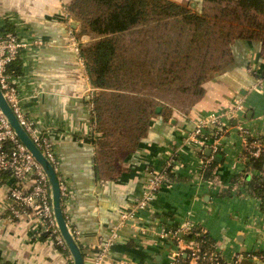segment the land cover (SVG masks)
Wrapping results in <instances>:
<instances>
[{"label":"crops","instance_id":"0c3cea01","mask_svg":"<svg viewBox=\"0 0 264 264\" xmlns=\"http://www.w3.org/2000/svg\"><path fill=\"white\" fill-rule=\"evenodd\" d=\"M71 1L0 0V24L29 44L22 52L20 81L27 96L25 107L38 126L49 132L59 158V177L69 189L64 199L67 221L80 233L87 262L110 236L122 212L143 195L151 178L147 170H162L174 159L176 165L166 167L168 178L155 192L151 207L137 212L119 229L105 264H181L178 252L185 249L186 256L199 243L188 240L186 233L179 232L174 238L161 232L186 223L212 240L209 256L189 258L191 264L203 259L212 264L216 256L232 262L238 255L239 264H264L263 259L247 256L264 255V203L248 187L256 170L242 158L243 139L236 120L223 139L224 152L216 153L222 160L216 161L214 176L208 173L205 177L204 158L197 149L183 145L197 115L217 112L237 98L245 100L247 125H264V46L255 40L235 41L234 62L209 81L196 108L189 115L176 113L168 122L154 121L144 144L122 159V173L115 179L100 178L94 162V138L89 137L94 127L91 98L95 88L68 43L69 26L74 24L77 33L81 29V21L65 11ZM80 38L89 44L99 37L88 32ZM259 79L263 86L254 88ZM210 155L211 150L210 154L205 151V157ZM9 182L0 192L2 210H7ZM38 222L34 213L0 218V264H73L68 249L35 241L33 227Z\"/></svg>","mask_w":264,"mask_h":264},{"label":"trees","instance_id":"16d2710c","mask_svg":"<svg viewBox=\"0 0 264 264\" xmlns=\"http://www.w3.org/2000/svg\"><path fill=\"white\" fill-rule=\"evenodd\" d=\"M65 8L81 21L79 37H99L82 42L81 53L95 88L89 137L100 178L122 173V159L144 144L154 121L196 108L209 81L234 62L235 41L264 46V0H72ZM21 65L15 61L11 72L20 73ZM216 165L206 164L205 177L215 175ZM247 166L256 170L248 187L264 199V150ZM186 236L199 243L202 258L209 256L208 235L193 227ZM185 253L181 264H191Z\"/></svg>","mask_w":264,"mask_h":264},{"label":"built area","instance_id":"2783aa9c","mask_svg":"<svg viewBox=\"0 0 264 264\" xmlns=\"http://www.w3.org/2000/svg\"><path fill=\"white\" fill-rule=\"evenodd\" d=\"M82 42L78 36L76 26L74 24L69 26L68 43L75 49L79 55L80 64L86 70V62L81 53ZM28 46L29 44L21 38L19 33L0 24V87L22 126L58 171L59 158L50 140L49 132L38 126L36 120L27 112L25 107L27 96L23 94L20 81L23 77L22 52ZM17 60H21L22 71L20 73L11 72L10 66ZM254 70L252 67L249 68L251 72H254ZM257 82L254 88L263 86L261 79ZM245 112V100L237 98L217 112L200 113L194 120L193 128L184 135L183 145L197 149L204 158L202 165L206 166L207 163L214 160L216 153L224 152L223 139L231 129V122L236 120L238 132L243 139V160L259 157L264 150V125L259 128H251L244 121ZM207 149L211 150V155L205 157ZM173 160H168L162 170L154 168L147 170L151 178L147 182L143 195L137 198L132 208L122 212L120 220L113 225L110 236L99 245L98 250L92 254V257H88V262L86 261L85 264H105V260L117 242L119 229L130 219L135 218L137 212L148 210L151 207L155 192L167 180L166 167H175L173 165H176ZM8 182L7 210L0 208V218H18L34 213L39 218L38 224L33 227L35 241L44 240L49 245L66 247L54 214L52 191L48 177L41 165L17 137L0 109V192ZM60 186L64 208V199L68 197L69 189L67 182L61 178ZM260 202L263 204L264 199H260ZM191 227L190 223H186L174 231L161 232V235L176 238L179 232L188 234L192 229ZM71 230L80 244L79 231L72 228ZM189 250L190 259L199 260L201 258V249L197 243L191 246ZM184 251L185 249H182L178 252V255L180 256ZM247 256L251 259L260 258L264 260L263 254L258 256L256 253H248ZM240 261L241 256L239 255L232 262L222 260L216 256L212 264H239Z\"/></svg>","mask_w":264,"mask_h":264},{"label":"water","instance_id":"95a60500","mask_svg":"<svg viewBox=\"0 0 264 264\" xmlns=\"http://www.w3.org/2000/svg\"><path fill=\"white\" fill-rule=\"evenodd\" d=\"M0 109L7 118L13 130L15 131L17 137L32 154L34 159L41 165L48 177L52 191L54 214L57 220V225L63 237L65 246L72 256L73 264H85L84 252L80 244L76 240L64 213L59 173L54 167V165L50 162L48 157L45 155V153L37 146V144L33 141L28 132L22 126L13 108L6 99L1 87ZM206 153L210 154V149H207ZM214 160L220 162L222 160V155L216 154Z\"/></svg>","mask_w":264,"mask_h":264},{"label":"rangeland","instance_id":"374dc122","mask_svg":"<svg viewBox=\"0 0 264 264\" xmlns=\"http://www.w3.org/2000/svg\"><path fill=\"white\" fill-rule=\"evenodd\" d=\"M198 1H199V0H188V1H186V2H189V3L193 4V5H195Z\"/></svg>","mask_w":264,"mask_h":264}]
</instances>
